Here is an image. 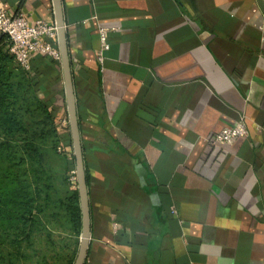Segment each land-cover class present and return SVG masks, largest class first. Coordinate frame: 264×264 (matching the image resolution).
<instances>
[{
	"label": "crops",
	"instance_id": "crops-1",
	"mask_svg": "<svg viewBox=\"0 0 264 264\" xmlns=\"http://www.w3.org/2000/svg\"><path fill=\"white\" fill-rule=\"evenodd\" d=\"M53 2L0 0L30 22ZM58 3L66 64L29 72L82 170L80 264H264V0ZM239 116L246 135L210 140Z\"/></svg>",
	"mask_w": 264,
	"mask_h": 264
},
{
	"label": "rangeland",
	"instance_id": "rangeland-1",
	"mask_svg": "<svg viewBox=\"0 0 264 264\" xmlns=\"http://www.w3.org/2000/svg\"><path fill=\"white\" fill-rule=\"evenodd\" d=\"M29 91L32 94V87ZM23 122L27 130L16 136L13 150L0 157V172L5 173L7 169L15 175V183L9 186L23 183L40 210L33 214L35 223L20 249L21 256H15L18 253L8 239V245L2 246L0 252L4 258L0 259V264H10V260L12 264H74L81 237L77 238L68 220L67 199L80 189L81 176L78 175L74 182L67 178L70 168L68 143H63V149H57L61 144L57 142V135L62 130L47 109L39 111L32 105L30 111L24 112ZM25 139L32 141L31 154L21 162L17 159L20 152L16 144H23Z\"/></svg>",
	"mask_w": 264,
	"mask_h": 264
},
{
	"label": "trees",
	"instance_id": "trees-1",
	"mask_svg": "<svg viewBox=\"0 0 264 264\" xmlns=\"http://www.w3.org/2000/svg\"><path fill=\"white\" fill-rule=\"evenodd\" d=\"M6 42V34L0 33V157L11 152L15 147L16 136L27 130L28 126L23 122L24 112L30 111L32 105L39 111L46 110L45 103L37 99L33 91L32 94L29 91L33 81L29 72L31 67L28 70L18 65ZM25 140L27 141L23 144H16L20 152L17 159L21 162H25V156L31 154L29 148L32 141ZM2 172H0V252L3 251L2 246L8 245L10 241L11 247L18 253L15 256H21L20 249L27 242L35 223L33 214L40 208L23 183L19 182L14 187L9 186L15 183V175L9 173L7 169L5 173ZM67 200L68 220L72 230L77 233L81 220L77 191H73ZM0 259L4 258L0 255ZM9 263L12 264V261Z\"/></svg>",
	"mask_w": 264,
	"mask_h": 264
},
{
	"label": "built area",
	"instance_id": "built-area-1",
	"mask_svg": "<svg viewBox=\"0 0 264 264\" xmlns=\"http://www.w3.org/2000/svg\"><path fill=\"white\" fill-rule=\"evenodd\" d=\"M55 12V7H54ZM64 28L66 25L62 22ZM56 18H36L28 21L22 9H16L10 12L3 4L0 3V33L6 34V46L13 55L15 62L24 69H30V59L33 54H44L52 60L60 61L62 59V47L60 45L59 30ZM108 27H100L99 38L100 47L97 51V58L101 60L103 51L108 47L107 31ZM64 120L58 122L61 129ZM248 132L246 121L243 116L233 124L223 125L217 132L210 136V140L216 143L232 142L239 135H246ZM57 145V149H63V143ZM78 167L70 166L67 172V178L70 181L76 180ZM175 212L174 208H171Z\"/></svg>",
	"mask_w": 264,
	"mask_h": 264
},
{
	"label": "water",
	"instance_id": "water-1",
	"mask_svg": "<svg viewBox=\"0 0 264 264\" xmlns=\"http://www.w3.org/2000/svg\"><path fill=\"white\" fill-rule=\"evenodd\" d=\"M53 6L55 7V15H56V20H57V23L58 25H60V30H59V39H60V45L62 47V58L66 64V44L64 42V27L61 25L62 24V20H61V10H60V6H59V3H58V0H54L53 2ZM68 94H69V102L72 101V92L70 89H68ZM73 107V106H72ZM71 112L72 114L70 115L71 118H70V122H72L73 124V129H74V133H75V136H74V142L78 145V141H77V123L75 122V118H74V110L73 108H71ZM81 167L80 165L78 166V173L79 175L82 177V172H81ZM81 186L80 188H82V193H83V190H84V185L85 183L83 182V180L81 179ZM83 219H84V226H83V230H82V236H81V239H83V243L80 247V250H79V253L77 255V259H76V262L74 264H80L83 260V255H84V252H85V247H84V240L86 239V236H87V227H86V212L83 211Z\"/></svg>",
	"mask_w": 264,
	"mask_h": 264
}]
</instances>
